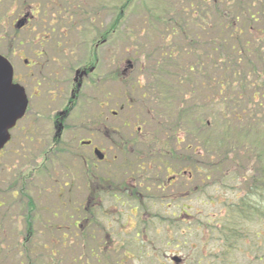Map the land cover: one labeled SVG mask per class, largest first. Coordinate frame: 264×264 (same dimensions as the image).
Segmentation results:
<instances>
[{"label": "rangeland", "instance_id": "obj_1", "mask_svg": "<svg viewBox=\"0 0 264 264\" xmlns=\"http://www.w3.org/2000/svg\"><path fill=\"white\" fill-rule=\"evenodd\" d=\"M12 1L11 3V0H0L1 12L6 13V16H3V13L0 14V54L10 60L17 75L29 71L24 64V58L28 61L43 62L44 69L40 68L38 72H45V79H38L41 82L39 97L32 96L31 98L32 111H37L39 114L30 111L18 123V126L11 132V141L0 154V197L5 199V202L1 203L3 206L0 207V221H2L0 222V242L4 244L2 247L0 246L2 256L0 264H20L19 246L24 234L21 230L23 228L22 219H18V215L26 214V209L22 207L25 205V201L20 197L21 192L9 200L8 191L13 186L17 189L22 187L23 174L29 182L28 190L34 197L37 206L35 221L32 223L33 233L29 239L34 244V248L31 249L35 256V264H173L169 259L171 255L180 256L181 264H193V259L201 248L205 253L212 249L211 242L203 241L202 243V238L199 235H203V231L201 228H195L193 224L197 222L198 216H201L203 220L213 222L216 215L219 214L220 206L208 203L207 197L214 194L213 190L198 197L193 194L189 201L188 197L183 200L185 206H189L191 203V206H195L197 209L196 213L193 210L190 212L194 216L191 229L184 230L180 234V231L175 229L170 231L168 236L169 228L165 230L166 227L160 223L159 215L158 217L153 216L157 213L162 214L165 218L169 215L168 212L178 213V204L167 202L168 192H178L181 188H187L188 183L196 182L197 184V178H189L188 181L185 178H177L172 186L165 189L167 193L162 196V200H159L157 196L149 198L151 193L157 191L156 186L162 180H166L174 171L172 168H177L182 164L175 163V161L169 163L167 159L164 160L165 164L172 167L169 168L172 169L170 174L161 164L163 160L153 161V164H150L148 147L151 142L148 140L144 142L134 140L133 144H127L126 152L121 151L119 147L121 146L120 141L127 139L128 133L135 131L138 127L142 128L143 136L156 143L160 139L171 142L170 138L175 132L168 131L167 134H160L161 138L152 135V125L154 121L158 122L157 119H154L157 117L155 114L143 113L144 109L138 107L140 89L136 83L142 82L144 79L142 72L146 73L144 67V70L140 68V60L142 56L145 60L151 52L155 53L164 46L162 37L165 36V33H169L168 27L181 23L180 20H183L181 6L185 5L187 1L198 6L202 0H132L125 10L124 18L115 35L110 42L102 46L105 47L101 50L104 58L108 48L114 49L118 76L121 75V69L124 67L127 56L132 59L134 68L125 76L127 82L117 79L112 90L115 91L116 102L109 104H111V110L116 111L115 117H111V119L117 128V133L113 137L119 146L101 140L109 160L106 159L97 164L96 175L99 177L100 198L94 200L95 206L91 214H84L76 210L80 209L83 202L86 203L84 193L81 191L85 180L80 173L81 163L70 155L68 158L55 157V155L43 156L44 153H47V133L50 126L47 120L49 97L45 91L46 87L52 84L46 81L52 70L50 64L53 63L51 60L49 61V54L57 53L65 60L66 64L77 66L79 63H83L91 50V43L95 40L97 31L104 24L99 23V20H107L113 14L115 7L117 9V6L121 5L124 0H72L71 2L78 5V8L72 14L71 22L81 20L78 30L82 33L70 36L72 42L65 52H62L64 50L62 45L57 46V49L54 47L55 38H60L61 31L68 27L66 25V28L61 29L63 23L57 25L50 22L51 15L49 14L54 10L53 4H49L48 0ZM23 3L26 5H22ZM36 3L39 9L42 5L46 7L49 5L50 8L47 7L45 11L48 15H44V19L34 20L16 30L13 24L18 14L23 11L21 7L34 6ZM6 7L7 9L3 10ZM40 17H42V13H40ZM90 18L94 19L92 23ZM50 27L55 30L51 32ZM46 33L49 36L45 40ZM211 36L212 32L208 37ZM171 38L170 42L176 47L184 46L186 43L184 38L180 39L178 36ZM47 40L49 41L47 42ZM41 44L42 46H40ZM69 49H73V52L66 59ZM38 52H41V55L37 58L35 54ZM147 60L150 63L149 57ZM147 65L146 62L145 67ZM153 65L151 64V66ZM102 72L104 71L102 70ZM62 73L64 74V71ZM109 88V84L102 87L107 92ZM187 89L189 87L185 86L184 90ZM199 97L196 93L194 94L191 108L194 111V107L198 106L197 110L200 116L210 117L212 109L198 104L197 102L204 103ZM122 105L125 107L124 109H121ZM160 119L163 121L161 117ZM166 119L167 122L175 120L170 115ZM192 127L194 130L197 128L194 117H192V122L186 123L184 129L178 130L176 134L183 141H192L193 134L192 138L189 135V130H192ZM73 144L77 146V141L75 140ZM176 144L177 149L185 151V143ZM171 146L174 147V145ZM112 156L115 160H111ZM51 158L52 161H50ZM191 158L195 159L196 156L191 155ZM154 163H158V165H154ZM39 164L42 166V171L33 174V168ZM190 168H192L190 172H194V167L190 165ZM64 170L69 173L67 176L64 175L66 173ZM65 182L68 184L73 182L69 186V190H72L70 193L66 192L67 184L61 188L62 192L59 193L58 185L62 186ZM120 190L126 191L125 193L117 192ZM218 192L220 194L229 193L227 190H217L215 193ZM134 196L144 199L143 208L137 207V199ZM160 201H162L161 204L158 203ZM87 202L92 205L91 200ZM166 207H169L170 210H166ZM136 208H138L137 211ZM143 209L145 210L143 211ZM151 217L153 219L148 221ZM141 229L143 231L139 234ZM177 236L178 239L174 240ZM130 244L140 247V250L144 248L146 255L138 254L136 250L129 256L133 248V245ZM98 248L99 251L96 252ZM94 254L95 256H93ZM123 254L127 258L121 260ZM98 258L100 259L97 260ZM150 260H152L151 263Z\"/></svg>", "mask_w": 264, "mask_h": 264}, {"label": "trees", "instance_id": "obj_2", "mask_svg": "<svg viewBox=\"0 0 264 264\" xmlns=\"http://www.w3.org/2000/svg\"><path fill=\"white\" fill-rule=\"evenodd\" d=\"M130 1L124 0L120 9ZM180 9L183 20L168 27L170 34L162 37L164 46L149 54L150 63L148 57L144 60L142 56L140 60V68H145L146 73L142 72L144 79L138 84V107L144 109L143 113L157 117L152 135L161 138L168 131L175 132L171 142L160 139L156 143L149 139L148 160L150 164L167 158L188 160L194 150L196 162L190 165H194L199 184L196 196L214 192L207 199L209 204L220 206L216 219L211 222L198 216L193 224L203 231L199 235L202 243L211 242L212 249L205 253L201 248L193 264H264V0H202L198 6L187 1ZM1 10L2 7L0 14L6 16ZM122 17L119 10L118 27ZM210 32L212 36L208 37ZM172 36L184 38L185 45L176 47L170 42ZM185 86L189 89L184 90ZM195 93L204 102L198 104L212 109L210 117L200 116L198 106L194 111L191 108ZM168 115L175 120L167 122ZM192 117L197 128L189 130L194 138L186 142L176 132L192 122ZM176 143H185V151L177 149ZM21 183L20 189L10 188L8 199L21 192L25 201L22 207L26 214L18 215L24 234L19 246L20 264H35L31 249L34 244L29 239L37 206L24 174ZM159 185L149 198L163 199ZM217 190L229 193H215ZM187 197V192H179L168 196L167 201L178 204L184 219L178 215L153 216L159 215L165 230L169 228L168 236L175 229L179 234L191 229L189 206L183 204ZM134 198L137 205H144V199ZM4 202V197H0V207ZM141 253L146 255L144 251Z\"/></svg>", "mask_w": 264, "mask_h": 264}, {"label": "flooded vegetation", "instance_id": "obj_3", "mask_svg": "<svg viewBox=\"0 0 264 264\" xmlns=\"http://www.w3.org/2000/svg\"><path fill=\"white\" fill-rule=\"evenodd\" d=\"M71 1L72 0H48L49 4H53L52 8L54 9L53 12L49 14L51 15L50 22L52 21L57 25L63 23L62 27H60L61 29L66 28V25L68 27V29L61 31L62 36H60V38H55L54 47L57 49V46L62 45L64 48L62 52H65L68 46L71 45L72 40L70 36L82 33L78 30L82 21L78 20L77 22H71L72 14H74L78 8V5L73 4ZM23 5L26 4L23 3ZM47 7L50 8L49 5H47ZM47 7L42 5L39 9L37 3L34 6H22L23 11L18 14L17 18L25 16L27 18L26 25H28L34 20L40 18L44 19V15H48L45 12ZM115 10L107 20H99V23L104 24L101 26V29L97 31L96 38L91 43V50L87 54V58L83 63H79V66L69 63L66 64L65 60L57 53L49 54V61L51 60L53 63L50 64L52 70L50 76H47L46 81L52 84L48 85L45 91L46 95L49 97V100H47V108L49 110L47 120L50 126L47 133V153H44L43 156L55 155V157L60 156L68 158L70 155V157L77 159L81 163L82 168L80 173L85 178L83 181L84 186L81 191L84 193L86 203L84 204L83 202L82 206L79 207L80 209L76 210L84 214H91L95 206L94 200L98 197L100 198L99 177L96 175L97 164L106 159L109 160L101 140L112 142L114 146H119L113 137L117 133V128L114 121L111 119V117H115L116 111L111 110V104H109H115L116 102L115 91H112L117 82L115 53H113L114 49L108 48V51H105L104 58L101 51L105 48L102 46L110 42L111 38L116 33ZM40 13H42V17H40ZM60 13L62 14L60 15ZM93 20L94 19L90 18L91 23ZM50 29L51 32L55 30L52 27H50ZM48 36L49 34L47 33L44 35L45 40ZM42 40L44 42V39ZM48 41L49 40H47V42ZM40 46H42V44ZM72 52L73 49H69L66 53V59L69 58ZM40 55L41 52L35 54L37 58ZM23 61L29 71L20 75H17L15 72L13 73L14 82L22 85L28 98L27 110L22 119L32 111V96L39 97L40 95L39 86L41 82L38 79H45V72H38L40 68L44 69L45 64L43 62L38 63L34 62V60L28 61L26 58H24ZM102 70L104 72L101 73ZM62 71H64V74ZM67 73L69 74L66 75ZM71 73L73 74L70 77ZM58 78L60 80H57ZM107 84L110 86L108 92L102 89V87ZM124 108L125 107L122 105L121 109ZM32 113L39 114L37 111H32ZM22 119H20V121ZM20 121L16 123L14 129L18 126ZM128 135L127 139L120 141V150L126 147L127 144H132L134 140L141 142L146 140V137L142 135L141 127L136 128L135 131L128 133ZM75 140L77 141V146L73 144ZM98 151L102 152V159L98 157ZM111 160H115L114 156H112ZM50 161H52V158ZM71 168L73 167L71 166ZM36 171L37 167L35 166L34 172ZM64 171L66 172L64 175L67 176L69 173L67 170ZM178 174L184 176L185 172L181 170L179 173L172 174L171 177L167 179V184H163L160 187L161 191L172 186ZM67 184L68 183L65 182L62 186L59 185V190L67 186ZM70 184H73V182L68 184L67 193H70L72 190H69ZM60 192H62V190L59 191V193ZM89 200L92 201V205H89L90 203L87 202Z\"/></svg>", "mask_w": 264, "mask_h": 264}, {"label": "water", "instance_id": "obj_4", "mask_svg": "<svg viewBox=\"0 0 264 264\" xmlns=\"http://www.w3.org/2000/svg\"><path fill=\"white\" fill-rule=\"evenodd\" d=\"M23 25V21L18 20L17 27ZM128 61V67H131ZM27 106V98L24 90L18 84L12 82V65L0 54V150L10 138L9 130L17 119L22 117ZM102 158V155L99 154ZM176 263L180 261L178 256L172 258Z\"/></svg>", "mask_w": 264, "mask_h": 264}]
</instances>
